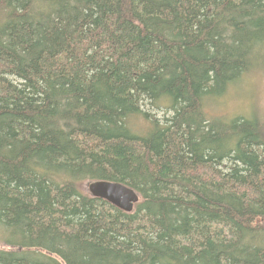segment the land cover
I'll list each match as a JSON object with an SVG mask.
<instances>
[{
  "label": "trees",
  "instance_id": "16d2710c",
  "mask_svg": "<svg viewBox=\"0 0 264 264\" xmlns=\"http://www.w3.org/2000/svg\"><path fill=\"white\" fill-rule=\"evenodd\" d=\"M258 68L264 0H0V264H264V120L204 111Z\"/></svg>",
  "mask_w": 264,
  "mask_h": 264
},
{
  "label": "rangeland",
  "instance_id": "374dc122",
  "mask_svg": "<svg viewBox=\"0 0 264 264\" xmlns=\"http://www.w3.org/2000/svg\"><path fill=\"white\" fill-rule=\"evenodd\" d=\"M204 111L211 117L224 121L242 117L248 120H264V68L246 73L237 83L232 84L225 95L208 96L204 99ZM159 119H163L165 110L151 111ZM138 128L145 122L137 121Z\"/></svg>",
  "mask_w": 264,
  "mask_h": 264
},
{
  "label": "water",
  "instance_id": "95a60500",
  "mask_svg": "<svg viewBox=\"0 0 264 264\" xmlns=\"http://www.w3.org/2000/svg\"><path fill=\"white\" fill-rule=\"evenodd\" d=\"M87 189L93 198L107 201L126 213H132L141 199L135 190L117 182L95 181L89 183Z\"/></svg>",
  "mask_w": 264,
  "mask_h": 264
}]
</instances>
